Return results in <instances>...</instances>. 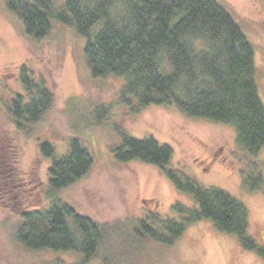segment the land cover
<instances>
[{
	"label": "rangeland",
	"instance_id": "obj_1",
	"mask_svg": "<svg viewBox=\"0 0 264 264\" xmlns=\"http://www.w3.org/2000/svg\"><path fill=\"white\" fill-rule=\"evenodd\" d=\"M242 25L255 47L257 82L264 101V0H218ZM0 3V129L11 133L16 151L0 150V264H78L74 252L31 251L14 238L23 212L46 211L61 201L94 222L122 228L111 231L99 254L88 264H264L244 251L236 237L219 232L210 220L189 224L177 243L167 246L139 239L132 230L139 221L157 214L162 220H182L174 207L197 208L194 198L179 193L159 169L140 160L119 162L114 150L123 135L155 138L173 149L170 168L203 188L217 187L243 202L250 211V230L264 245V186L244 189L241 171L252 162L237 144L230 125L189 118L177 106L151 105L139 111L138 100L122 96L123 78H94L86 64V38L74 28L55 23L51 34L33 40L23 34ZM44 80L55 97L39 124L19 131L4 105L18 93L20 67ZM74 138L90 150L95 165L76 184L48 198L52 159L40 155L38 145L49 142L57 157L69 152ZM264 159V149L259 154ZM9 169V170H8ZM6 171L14 183L8 184ZM264 174V173H263ZM15 184V185H14Z\"/></svg>",
	"mask_w": 264,
	"mask_h": 264
},
{
	"label": "trees",
	"instance_id": "obj_2",
	"mask_svg": "<svg viewBox=\"0 0 264 264\" xmlns=\"http://www.w3.org/2000/svg\"><path fill=\"white\" fill-rule=\"evenodd\" d=\"M22 30L33 40L47 38L55 23L75 29L86 38V64L94 78H123L122 96L138 100L137 111L151 105H175L189 118L232 126L237 144L251 159L241 171L244 189L264 186V101L257 82L255 47L242 25L218 0H0ZM18 93L4 105L13 125L27 134L51 110L55 97L44 80L35 79L26 65ZM1 89V87H0ZM14 136L0 129V150L16 151ZM43 158L52 159L47 197L88 175L95 165L90 150L74 138L69 152L57 157L47 141L38 145ZM119 162L140 160L156 166L179 193L191 195L197 208L177 203L183 219L162 220L157 214L133 226L137 238L171 246L189 224L210 220L215 228L234 235L244 251L264 260V245L249 233L250 211L229 192L203 188L195 180L170 168L173 149L153 137L123 135L114 150ZM4 163L3 161L0 162ZM5 165H1L0 169ZM9 170V169H8ZM5 179L13 184L6 171ZM15 185V184H14ZM122 228L94 222L69 205L55 200L46 211H26L14 238L31 251L74 252L78 264L95 258L111 231Z\"/></svg>",
	"mask_w": 264,
	"mask_h": 264
}]
</instances>
